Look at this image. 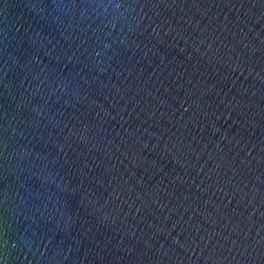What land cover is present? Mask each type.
I'll return each mask as SVG.
<instances>
[{
    "label": "water",
    "instance_id": "obj_1",
    "mask_svg": "<svg viewBox=\"0 0 264 264\" xmlns=\"http://www.w3.org/2000/svg\"><path fill=\"white\" fill-rule=\"evenodd\" d=\"M0 264H264V0H0Z\"/></svg>",
    "mask_w": 264,
    "mask_h": 264
}]
</instances>
